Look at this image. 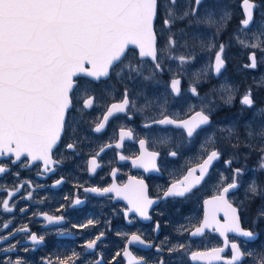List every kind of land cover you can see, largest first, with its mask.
<instances>
[{"label": "snow or ice", "instance_id": "snow-or-ice-1", "mask_svg": "<svg viewBox=\"0 0 264 264\" xmlns=\"http://www.w3.org/2000/svg\"><path fill=\"white\" fill-rule=\"evenodd\" d=\"M240 7L242 19L225 43L220 38L227 32L233 12L218 2L209 5L206 0H0V175L9 173L19 178V172L12 173L9 166L18 165L29 170L35 167L36 174L44 176L55 172L63 163L62 149L77 154V143L82 141L76 133L73 114L77 112V105L80 113H84L94 109L99 100L92 83L81 84L78 77H90L97 82L102 78L118 77L151 85L159 84V77L168 74L164 93L155 92L149 99L150 94L142 90L139 95L144 103L140 106L130 99L125 88L121 100L111 103L101 122L92 130L102 132L109 119L117 114H125L129 119L133 112L147 115L149 118L143 127L155 130L151 143L160 150L149 151L146 147L149 140L140 139L141 155L132 160L133 166L159 173L161 168L157 161L162 153L165 157H180L182 148L203 135L199 154L194 157L195 166L186 165L182 179L171 183L156 199L148 196L145 181L135 177L122 187L113 183L107 187H84L83 191L126 200L127 207L121 215L151 220L150 212L159 201L194 196L199 187L212 178L214 165L223 156L221 146L238 150L241 134L243 146L249 152L258 153V171L264 176V107L259 106L253 88L239 94L241 114L244 111L252 114L242 125L229 121L220 126L212 119L219 110L231 109L237 103L238 90L231 84L225 81L203 96L200 91L213 77L224 76L229 62L228 49L234 46V42L248 50V63L243 65L245 69H256L259 64H264V23L257 24L256 21L258 10L264 9V0H241ZM178 23L185 25L180 30V39L190 36L198 40V51L196 45L187 41L183 45L178 43L174 31ZM180 49L185 50V54H180ZM198 58L202 61L200 64H197ZM169 62L176 64L175 70ZM258 87L264 88V80ZM190 97L199 100V110L188 102ZM182 104L195 114L182 118V112L188 115V111L180 107ZM169 129L180 131L182 139L179 143L168 134ZM132 137L131 129H122L119 132L121 143L108 147L121 148L125 138L131 140ZM25 157L27 159H23ZM119 159L125 161L129 157L120 155ZM224 163L231 168V174H217L218 194L204 202L210 210L205 212L194 230L182 225L178 234L187 231L192 237H202L206 230H212L223 237V246L191 252V261L264 264V245L245 246L249 241H255L259 233L243 227L241 220L246 204L264 200V179L253 177L244 185L241 182L244 169L232 168L233 159ZM89 164L88 170L92 174L101 167L96 156ZM117 171L113 170L111 176L115 177ZM63 182L57 180L51 187ZM26 187L29 190L24 199L44 203L43 200H33L31 181H23L11 190L0 184V194L7 197L0 196V212L15 213L16 202L12 198ZM241 187L245 189L246 200L233 206L229 196ZM82 204L77 196L70 206L74 208ZM63 207L61 205L57 211ZM221 209L225 210L223 222L217 216ZM19 211L25 213L27 209ZM41 215L47 225L65 221L64 215H49L47 212ZM257 220H264V210L258 213ZM127 223L131 225L135 219H128ZM95 224L96 221L88 219L86 223L72 227L87 229ZM159 228L157 222L154 231ZM59 232L64 234L63 230ZM21 233L34 246L44 243V235L33 233L27 225L14 228L10 217L0 222V253L17 252V245L21 244L17 237ZM230 233L246 239H230ZM116 235L129 245L155 248L156 257H137L125 248L106 259L98 248L105 237V232L100 231L81 245L83 255L73 250L70 255L57 256L55 260L46 258L43 264H76L77 261L81 264H117L124 257L128 258V264H182L183 257L189 255L183 243L162 242L158 245L144 239L139 232L132 233L130 238L124 231H118ZM23 250L27 252L29 248ZM165 252L170 258L167 261ZM226 252L229 253L227 257ZM178 253L183 256L176 258ZM90 255L95 258L89 260ZM0 264L26 262L23 257L4 255L0 257Z\"/></svg>", "mask_w": 264, "mask_h": 264}, {"label": "flooded vegetation", "instance_id": "flooded-vegetation-1", "mask_svg": "<svg viewBox=\"0 0 264 264\" xmlns=\"http://www.w3.org/2000/svg\"><path fill=\"white\" fill-rule=\"evenodd\" d=\"M210 0H206L208 2ZM232 6L238 8L241 18L233 16L227 32L221 36V42L227 43L229 38L237 29L239 21L242 19L241 0H234ZM233 8V7H230ZM157 30H159V21L157 22ZM178 24L174 31L178 33ZM235 44V42H234ZM248 52L243 53H229V62L227 70L222 78L213 77L201 89V96L205 93L211 92L214 87H218L227 81L235 89L238 90L237 103L231 108H224L219 110L213 116L214 123L219 122L220 126L227 124L229 121L237 122L238 124L251 118V112L244 111L241 114V105L238 103L239 94L243 93L248 88H253L254 94L260 107L264 101V88H259L258 84L264 80V64H259L256 69H245L244 64L248 63ZM259 57V53H258ZM202 61L199 60V64ZM174 70L176 64L170 65ZM88 67V65H86ZM165 75V74H164ZM78 82L85 84L92 83L95 94L99 97L97 106L91 110H85L80 113L79 105H77V112L74 113L76 120V133L82 142L77 143L76 155L71 154V150H61V157L63 163L60 164L55 172L47 173L44 176L36 174L37 169H24L18 165H9L12 173L19 172V178L13 174L0 175V184L5 185L8 189H13L16 185L23 181H31L33 200H43L44 203H34L33 201L24 199L27 195L28 188L22 189L17 196L13 197L16 202V211L12 214H5L0 212V222L7 221L10 217L13 218V227H23L27 225L33 233L37 235H44L45 240L43 244L32 245L28 237L21 233L17 239L21 244L17 245L18 251L15 253H0V257L4 255H11L15 257H23L26 264H43L46 258L55 260L57 256L63 257L70 255L73 250L80 252L83 255L81 245L84 244L86 239L92 238L100 231L105 232V237L102 241V246L98 245L99 251L104 253L106 259H111L114 253L118 250L127 249L137 257H150L155 258L157 253L155 248H143V246L129 245L126 240L116 233L124 231L129 234L139 232L143 238L149 242H155L160 245L171 243L173 245L183 243L189 253L190 264H204L202 262H194L190 260V253L195 251H209L212 247H221L223 237L219 233L206 230L205 235L202 237H192L186 231L183 235L178 234V229L183 225L189 230H194L204 218L205 215V201L218 194L217 191V174L223 173L224 175L231 174L229 168L224 161L233 159L232 168L241 167L244 169V175L241 178L242 184L246 185L247 180L252 179L251 174L255 172V166L259 163V156L256 152H249L244 144L243 134L240 136L241 147L238 150H233L226 146H221L223 156L220 161L214 165L212 178L206 183L202 184L195 192L194 196L190 198H169L167 200L159 201L153 205L150 212L151 220H142L138 217H124L121 213L127 207V201L123 199L112 198L108 196H99L94 193H86L83 191L84 187H107L115 183L118 186L128 184L129 181L135 177L136 179H143L148 186L147 194L150 198L156 199L162 195L171 183L177 179H182L185 173L186 165L195 166L194 157L199 154L200 144L203 143V135L198 137L192 144L182 148V155L177 158L165 157L162 153L161 159L157 161L161 168L159 173L145 171L143 168L133 166L132 160L141 155V149L138 141L140 139H148L149 144L146 145L149 151L160 150V148L151 143L152 136L155 130H148L143 127V124L148 120L147 115L131 113V119L127 118L125 114H117L110 118L105 129L96 133L92 129L95 124L101 122L102 117L106 114V110L110 107L111 103L119 102L122 98L121 94L125 88L128 89L129 97L137 106L144 103L140 92L142 91L137 83L130 80H120L118 77L102 78L100 81H92L90 77L80 76L77 78ZM139 80H137L138 82ZM160 90L154 91L160 94L164 93V85H159ZM149 99L152 98L153 92L147 91ZM189 94L186 93V97ZM188 102L195 106V110H199V100L196 97H190ZM188 111V115L181 113L182 118H188L195 114L194 110H188L187 105L180 106ZM155 115V113H152ZM133 131L131 140L125 138L121 148L108 147V145H116L121 143L119 139V132L121 130ZM214 131V129H213ZM168 134L179 143L182 139L179 130H168ZM71 142V141H70ZM101 149H104L101 151ZM120 155L128 156L129 159L121 161ZM93 156H96L98 163L101 167L97 169L95 174L90 173L89 161ZM23 159H27L26 157ZM113 170H118L115 177L111 176ZM63 180L64 182L57 186L51 187L55 181ZM39 186V187H37ZM244 187L229 196V200L233 206H237L242 197ZM3 196V194H0ZM79 197L83 204L71 207L70 203L75 197ZM68 197L67 200L64 198ZM3 198H7L3 196ZM63 205L61 211H57ZM26 208L25 213L19 210ZM224 209L217 212L218 219L223 222L225 219ZM47 212L49 215H64L65 221L57 225H47L41 213ZM246 210L242 213V226H245ZM88 219L96 221L95 227L87 229L73 228L74 224L86 223ZM128 219H135V223L129 225ZM110 222V223H109ZM159 223V231H154L156 223ZM11 230V229H10ZM59 230H63L64 234H60ZM259 238H262L261 232ZM230 239L236 238L234 234H229ZM167 238V239H166ZM258 238V239H259ZM191 245L190 248H187ZM24 247L29 248L25 252ZM166 261L170 259L167 253H164ZM226 257L228 252L224 254ZM89 260H93L94 256H88ZM177 258V257H176ZM76 264H81L77 261ZM117 264H128V258L124 257L117 262Z\"/></svg>", "mask_w": 264, "mask_h": 264}, {"label": "rangeland", "instance_id": "rangeland-1", "mask_svg": "<svg viewBox=\"0 0 264 264\" xmlns=\"http://www.w3.org/2000/svg\"><path fill=\"white\" fill-rule=\"evenodd\" d=\"M233 1L234 0H210V1L206 2V4L211 5V4H216L218 2L219 4H221L223 6H227L229 8L233 7V8H230L231 11L233 12V16H237V17L241 18V15L238 12V8L236 6H232ZM182 2H186V0H182ZM256 21H257V24L264 23V9L258 10V14L256 16ZM184 27H185V25L183 23H178V28H179V30H178L179 36L177 38L178 43L180 45H183L185 43V41H187V43H189L190 45H196L197 51H198V44H199L198 40H193L190 36H186L184 39H180V34H181L180 30ZM241 38H243V37H241ZM238 52L239 53H243V52L245 53V52H248V50L243 49V48H241L235 44L233 47H231L229 49V53H238ZM180 54H185V50L180 49ZM199 60L200 59L198 58L197 64H199ZM170 65H174V62H169V66ZM159 80H160L159 85H164L169 80V75L168 74L162 75L159 77ZM135 83H137V86L141 90L150 91V92H153V94L155 93L154 91L160 90L158 84H156V83H152L151 85L142 84V82H140V81H138V82L135 81ZM255 168H256L255 172L251 174L252 178L257 177V178L264 179V176H261V173L258 171V165L255 166ZM248 182L249 181L247 180V183ZM240 193H242V197L239 200V202L245 201L246 200L245 189L242 190ZM245 210L247 212V215L244 219L246 228H252L255 231H260L261 235H262V238H259L255 241H249L245 246L252 248V247H259V246L264 245V220H261V221L257 220L258 213L261 210H264V200H257L254 203L246 204ZM181 256H183V253L176 254L177 258H180ZM182 264H190L189 255L183 257Z\"/></svg>", "mask_w": 264, "mask_h": 264}, {"label": "water", "instance_id": "water-1", "mask_svg": "<svg viewBox=\"0 0 264 264\" xmlns=\"http://www.w3.org/2000/svg\"><path fill=\"white\" fill-rule=\"evenodd\" d=\"M211 199H212V198H209V199H207V200H211ZM209 210H210V206H206V205H205V212H206V211H209ZM230 234H231V233H230ZM257 238H258V236H257ZM257 238H256V239H257ZM245 239H246V238H245ZM194 262H198V261H194ZM199 262H202V263H204V264H205V262H204V261H202V260H201V261H199Z\"/></svg>", "mask_w": 264, "mask_h": 264}]
</instances>
